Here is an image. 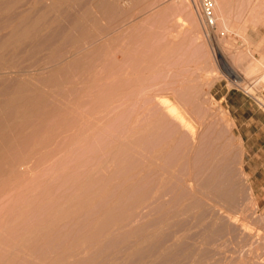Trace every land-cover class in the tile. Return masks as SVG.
<instances>
[{"label":"rangeland","instance_id":"374dc122","mask_svg":"<svg viewBox=\"0 0 264 264\" xmlns=\"http://www.w3.org/2000/svg\"><path fill=\"white\" fill-rule=\"evenodd\" d=\"M11 1L0 78L27 90L0 95L1 131L18 125L0 152V264H264V202L210 93L227 79L264 109V64L246 73L264 62V0ZM58 26L60 49H35Z\"/></svg>","mask_w":264,"mask_h":264},{"label":"crops","instance_id":"0c3cea01","mask_svg":"<svg viewBox=\"0 0 264 264\" xmlns=\"http://www.w3.org/2000/svg\"><path fill=\"white\" fill-rule=\"evenodd\" d=\"M264 55V45L256 51ZM260 58H263L260 57ZM262 60V59H261ZM264 92V88H263ZM210 93L227 111L239 143L245 181L259 203L264 202V109L256 98L227 79L215 81Z\"/></svg>","mask_w":264,"mask_h":264},{"label":"bare ground","instance_id":"6f19581e","mask_svg":"<svg viewBox=\"0 0 264 264\" xmlns=\"http://www.w3.org/2000/svg\"><path fill=\"white\" fill-rule=\"evenodd\" d=\"M131 1L132 0H120V2H126V4L128 2H131ZM0 2H12V1L11 0H0ZM56 2H61L63 4L68 3L69 7L72 6V5H77V6L84 7L86 2H96L97 6H99V4H100V6H102L103 4H101L100 2H106V1L105 0H56ZM123 4H125V3H123ZM8 9H10L9 6H7L5 10H8ZM111 12H114L113 8H111ZM209 27H211V26L209 25ZM64 31H65V29L62 26H58L55 29L51 30L49 32V34H47V36H45V37H43V38H41L39 40H35V42H34L35 43L34 44L35 49L50 48L52 46H55V47L60 49V47L62 46L64 41L60 40L59 37L61 36L62 32H64ZM56 39H58V41ZM55 40H56V42H54ZM88 48H89V46L84 47L83 45L81 46V45L78 44L76 46L75 50H74V53H72V55H71V59L74 60L76 52L82 51V49H84L85 51H90V49H88ZM62 63H63V59L59 58L57 63H56V65H54V67H56L57 70H58V69H60V65ZM263 64H264L263 60H252L250 62V65L247 68L246 73L249 74V73L257 70ZM38 69H40V67H38ZM41 69H42V67H41ZM233 74H234L233 76H234L235 80H237L239 82L242 81V79L239 77V75H237V73L235 71L233 72ZM247 88H249V86ZM26 90H27L26 86L23 84L22 81H16L15 80V82H9L7 80H3L2 78H0V95L3 94V93H7L9 91L12 92V94L14 95V98L12 99L14 103L19 104L22 101H24V99L26 97V93H25ZM40 97L41 96H39L37 98H32V102H31V105H30L31 106V109H30L31 114H33V112H36V111H38V110H40L41 108L44 107V106L42 107V104L40 105V103H41ZM166 101H167V104H168L170 110H172V112L175 113V115L178 118H180L183 121V123L189 124L191 126L194 125L193 122L191 121V119L188 117L187 113L182 111L180 109V107L178 106V104H176L169 97H166ZM0 103L3 105V103H5V102L2 103L1 102V98H0ZM8 103H6V104H8ZM47 110L48 109H46V110L44 109L43 113L38 114L36 116V118L37 117L38 118L45 117V115H47L49 113V111H47ZM5 113H7V111H5ZM3 120L4 119L0 118V127L2 126V121ZM5 128L6 129L8 128V131H3L2 132L1 131L2 129H0V152L5 150V147L7 146L6 142H7V140L9 141V138L7 139V136L9 135V133L14 132L15 130L17 131L18 125L15 126V125H12V124H8V125L5 126ZM2 156H0V159H3Z\"/></svg>","mask_w":264,"mask_h":264},{"label":"built area","instance_id":"2783aa9c","mask_svg":"<svg viewBox=\"0 0 264 264\" xmlns=\"http://www.w3.org/2000/svg\"><path fill=\"white\" fill-rule=\"evenodd\" d=\"M203 15H204L205 20H206V23L208 25L213 26L215 24V19L213 17L212 7H211L209 1H204V5H203ZM258 103H259V105H262L261 102L258 101Z\"/></svg>","mask_w":264,"mask_h":264}]
</instances>
